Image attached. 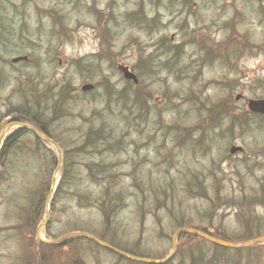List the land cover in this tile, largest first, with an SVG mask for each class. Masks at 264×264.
Returning a JSON list of instances; mask_svg holds the SVG:
<instances>
[{
	"label": "rangeland",
	"instance_id": "obj_1",
	"mask_svg": "<svg viewBox=\"0 0 264 264\" xmlns=\"http://www.w3.org/2000/svg\"><path fill=\"white\" fill-rule=\"evenodd\" d=\"M256 3L0 0V41H5L0 114L28 97L36 110L34 103H43L39 98L54 100L61 93L65 101L58 108L51 101L43 104L38 116L61 148L42 239L83 231L161 258L170 252L179 224L220 232L211 234L233 242L264 235V121L249 116L240 127L231 109L235 125L220 129L229 137L215 141L210 152L178 145L181 128L194 137L202 101L226 93L221 83L237 91L244 86L248 99L264 97V0L258 8ZM202 35L210 46L197 44ZM19 55L27 61L10 62ZM203 55L219 58L198 62ZM119 63L133 67L138 86L122 79ZM86 82L94 88L82 92ZM234 106L241 109L244 103ZM10 118L0 121V132ZM17 129L6 131L5 139ZM162 135L165 148L158 154L156 144L145 140ZM5 139L0 142V264H34L39 245L31 232L44 218L43 205L24 214L39 187L42 198L35 205L44 203L57 152L37 144L33 152L20 148L6 154ZM21 141L32 148L35 139L27 131ZM231 143L243 144L246 154L228 159ZM70 239L67 252L51 264H131L86 238ZM192 244L186 235L177 237L172 263L184 252L189 259ZM222 258L228 259L225 264H264V244L228 250Z\"/></svg>",
	"mask_w": 264,
	"mask_h": 264
},
{
	"label": "flooded vegetation",
	"instance_id": "obj_2",
	"mask_svg": "<svg viewBox=\"0 0 264 264\" xmlns=\"http://www.w3.org/2000/svg\"><path fill=\"white\" fill-rule=\"evenodd\" d=\"M253 5V4H252ZM254 6L256 8H258V0L257 3L254 4ZM203 38H201V40H197V44H199L201 47L202 46H210V44L207 42L208 40H206L205 36L202 35ZM213 58H219L217 56H209V55H203L200 56V59L197 60L198 62H203V63H211V61H214ZM203 70V69H202ZM131 71H133V73L136 76V80H131V83L133 87L138 86L139 84V76L137 75V73L133 70V67H131ZM225 88H224V92H226L225 94H223L221 96L220 100L217 101H211L209 103H206V101H202L201 105H200V109H199V113L197 116V122H195L196 125V130H195V134L194 137L189 136L188 134H184V129L181 128V132L180 135H182L180 137V139L178 140L181 150L186 149V150H190L191 148L197 149L200 148L201 150H209V152L211 151V149L213 148V143L216 141H220L223 139H228L229 134L223 133V134H219L220 129H222L223 127L227 129H230L232 126L235 125V120L236 118H233L231 115V109H234V114L236 115V117L239 116V120L237 119V122L240 124V127L243 125L244 122L247 121V119H249L251 117L257 116L259 118V120L264 121V115L262 114H258L255 112H251L249 110H247V102H248V98L245 97V95L243 94V90H244V86H239V90L237 91L235 88H233V86L231 85V83H221ZM234 93V96H233ZM262 99H264V97H261ZM241 103H244V106L240 109V107L238 106L237 108L234 105H239ZM223 118V122L221 121V119ZM233 118V119H232ZM222 122V123H221ZM242 129V128H241ZM166 137V135H162L160 140H158L156 143L154 150L160 154L162 153V149L165 148V143H164V138ZM234 137V136H233ZM233 137H230V139H233ZM146 142H149V145L154 141V140H145ZM143 148H145V144L143 145ZM191 151V150H190ZM247 149L245 148V146L243 144H239V143H231L230 145H228V149H227V158L230 159L233 156H241L243 157L246 154ZM199 152V151H198ZM197 187H199V182L196 183ZM213 189V188H212ZM208 200H210L211 202L215 201V198L213 196H209V198H207ZM219 198L216 197V201Z\"/></svg>",
	"mask_w": 264,
	"mask_h": 264
},
{
	"label": "trees",
	"instance_id": "obj_3",
	"mask_svg": "<svg viewBox=\"0 0 264 264\" xmlns=\"http://www.w3.org/2000/svg\"><path fill=\"white\" fill-rule=\"evenodd\" d=\"M0 39H2V35H0ZM3 40L0 41V46L5 44V41H3ZM23 82L26 85L28 84L26 80L22 81V83ZM30 89L33 90V91H28L29 94H31V95L34 94V86L33 85H31ZM61 95L62 94L60 93V95L53 96L54 100H51L52 97L39 98V99H41L43 101V103L41 105H39V106H38V104L36 102L34 103V105L37 106V110L34 108L33 102H30V99L28 97L25 100V102H23L22 104H20L18 106H14V107H8L3 113L0 114V121H2L4 118L6 119V117H11L10 120L28 123V124H31V125L37 127V129H39L41 131H44V129H43L44 127H43L41 121L38 120L40 107L43 104L51 105V102H52L53 106H55L57 108H58V106L64 105L65 101H61L62 100V98H60ZM25 96H26V94H25ZM25 132H27L26 129L19 128V129H17V131H15L11 135H9L7 137V139H5L4 142H2V146L1 147L3 148V151H6V154H7V152H9V151H16L17 150V152H18V150L20 148L25 150V151H32V150L39 149V146H37V144H40V142L38 140L34 141V145H33L32 148L29 147L28 144H27V146H24V145H26L25 141H21L22 143L19 142L20 138H21V135H23ZM65 168L66 167H64V169ZM69 170L70 169H68L67 172H69ZM2 174L3 173L0 172V181L3 179V175ZM65 174H66V171L63 172V177L65 176ZM69 174H71V172H69ZM68 181H69L68 179H66V180H65V178L63 179V182H66L65 184H68ZM42 191H43V188L39 187L38 189L35 190L34 193H32V195H30L29 204H27V207H26L27 210H26V212L24 214L25 216H27V214L30 212L31 208H33L34 211H35V209L38 207V205H39V207H41V205H43L42 204L43 203L42 199H41L42 202L39 201V203L37 205H35V201L39 200V197H41L40 194H41ZM29 221H30V216L25 218L24 224H28ZM34 225L32 227V230L34 228ZM183 235H186L189 238V240H192L195 249H194V251L192 250L190 252L189 259L188 258L186 259L185 252L184 253H180L181 254L180 256H181L182 260H180L177 264H225V261L228 260L227 258H225L223 260L222 257H223V255L225 253H227V251L229 249L221 248L220 246H217V245H214L212 243L206 242V241L202 240L201 238L199 239L198 237H195V236L190 235V234L184 233V234H182V236ZM216 236H219V235H216ZM70 242H71V239L69 238V239L62 240L59 243H55L54 245H41L40 255L42 256V260L44 261V263H47V261H48V254H49V250L51 248H52L51 252L53 254V258H51V260H50L51 262L50 263H52V260L54 259V257L59 255V253L62 252L63 250H65L64 254H65V252H67L66 247L69 246ZM109 243H111L114 247H116L118 249H121V250H124V251H127L128 253H131L133 255L147 257V255H145V254L133 253L130 250H126L125 248H122V247L114 244L113 242H109ZM193 244H192V247H190V248H193ZM177 248H178V246H177ZM177 252H178V249L176 250V253ZM129 262L131 264H135V262H133V261H129ZM164 264H173V263L170 260L169 262H166Z\"/></svg>",
	"mask_w": 264,
	"mask_h": 264
},
{
	"label": "water",
	"instance_id": "obj_4",
	"mask_svg": "<svg viewBox=\"0 0 264 264\" xmlns=\"http://www.w3.org/2000/svg\"><path fill=\"white\" fill-rule=\"evenodd\" d=\"M19 59H25V57H14V58H12V61L15 62V61H18ZM118 69L122 72L121 74H123V76L125 78L131 79V78L134 77L133 74L130 71L127 70L126 67L119 66ZM91 87H92L91 84H85V85H83L81 87V89L82 90H88ZM248 106H249L250 110H254V111L258 110V111H261V112L264 113V101L263 100H249ZM12 126H22V124L21 123H17V121L16 122L12 121V122L7 123V125H5V127L0 132V141L3 139V135L5 134V132L9 128H11ZM25 127H27L29 129V131H31L34 135H36L37 137H40L41 139H43V141H46V142L50 143L51 145H53L57 149L58 161H57V167L55 169V171H57L58 168H59L60 160H61V152H60L59 148L55 145V143L52 140L48 139L44 135L38 134L37 131L33 127H31L29 125H25ZM54 184H55V176L53 175L52 179H51V188H50V192H49V194L47 196V199H49L50 196H51V192L53 191ZM47 219H48V212H47V207H46V209H45V218L38 225L37 230H36V235L35 236H37L38 239H39V236H38L39 235V233H38L39 229L42 228V226H44V224L46 223ZM185 230L188 231L190 234H193L195 236L201 237L203 239H206V240H208V241H210L212 243H215V244H219L221 246H227V247H239V246H242L243 247V245H247V244L251 243V242L248 241V242L243 243V245L242 244H234V243H231V242L223 241L222 239L220 240V239L214 238L212 236L210 237V235H208L206 233H203L201 231L192 229V228H185ZM179 231L180 230H178L177 232H179ZM74 234L75 235L86 236V237L90 238L92 241H94L95 243H97L98 245H100V246H102V247H104V248H106V249H108V250H110L112 252H115V253H118V254H120L122 256H125L128 259H131V260H134V261H138V262L141 261V262L148 263V264H162V263L166 262L167 260H169L171 258V256L173 255V253L175 251V239H176V237H177V235L179 233H175L173 239H171L172 240V245H171V251L169 252V254L167 256H165L163 259H160V260H155V259H149V258H143V257H137V256L130 255V254L126 253V252H123L121 250H118V249L114 248L113 246L105 243L104 241H102V240H100V239H98V238H96L93 235L88 234V233L71 232V233H68V234L64 235L63 237L74 235ZM58 239H55V241L58 240ZM256 241L264 242V238L262 240L256 239Z\"/></svg>",
	"mask_w": 264,
	"mask_h": 264
}]
</instances>
